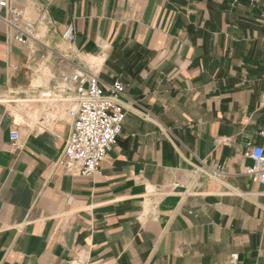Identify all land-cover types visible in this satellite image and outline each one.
Returning <instances> with one entry per match:
<instances>
[{
	"label": "crops",
	"instance_id": "obj_1",
	"mask_svg": "<svg viewBox=\"0 0 264 264\" xmlns=\"http://www.w3.org/2000/svg\"><path fill=\"white\" fill-rule=\"evenodd\" d=\"M9 1L36 35L0 28V264H264V184L245 174L264 147V0ZM74 64L127 86L93 178L60 164L70 104L40 101Z\"/></svg>",
	"mask_w": 264,
	"mask_h": 264
},
{
	"label": "built area",
	"instance_id": "obj_2",
	"mask_svg": "<svg viewBox=\"0 0 264 264\" xmlns=\"http://www.w3.org/2000/svg\"><path fill=\"white\" fill-rule=\"evenodd\" d=\"M5 27L13 32L15 41L26 43L35 39L36 24L31 21L25 11L15 7L9 0H0V28ZM62 39L73 44L77 40L73 24L66 26ZM69 61L62 57L61 62ZM127 86L121 80L105 85L99 75L85 65L74 64L69 71L61 74L58 91L42 92L40 101L47 97L54 98L55 105L68 102V114L74 118L73 129L67 138L64 156L60 164L70 172L80 174L84 178H93L101 171L103 162L113 151L123 132L128 115L125 107ZM139 117L146 121L155 120L153 113L134 102ZM264 137V131L261 133ZM20 133L12 131L10 140L16 147ZM248 156L253 166L246 169L245 174L255 183L264 184V147H252ZM214 175L219 171L211 169ZM238 255H232L231 264H236Z\"/></svg>",
	"mask_w": 264,
	"mask_h": 264
}]
</instances>
